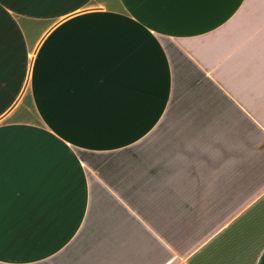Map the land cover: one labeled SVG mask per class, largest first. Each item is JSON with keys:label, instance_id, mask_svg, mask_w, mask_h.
<instances>
[{"label": "crops", "instance_id": "obj_1", "mask_svg": "<svg viewBox=\"0 0 264 264\" xmlns=\"http://www.w3.org/2000/svg\"><path fill=\"white\" fill-rule=\"evenodd\" d=\"M0 264H264V0H0Z\"/></svg>", "mask_w": 264, "mask_h": 264}, {"label": "rangeland", "instance_id": "obj_2", "mask_svg": "<svg viewBox=\"0 0 264 264\" xmlns=\"http://www.w3.org/2000/svg\"><path fill=\"white\" fill-rule=\"evenodd\" d=\"M25 57V56H24ZM18 60H19V65H18V76L19 78H22L23 76V69H24V64H23V55H21V50L18 51ZM27 61V65L25 64V68H27L26 66H28V60ZM26 73V72H25ZM25 83V82H24Z\"/></svg>", "mask_w": 264, "mask_h": 264}]
</instances>
